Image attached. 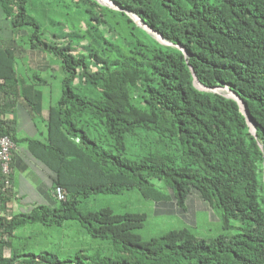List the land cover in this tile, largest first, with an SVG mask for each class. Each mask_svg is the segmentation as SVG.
<instances>
[{
	"label": "trees",
	"instance_id": "trees-1",
	"mask_svg": "<svg viewBox=\"0 0 264 264\" xmlns=\"http://www.w3.org/2000/svg\"><path fill=\"white\" fill-rule=\"evenodd\" d=\"M53 1L0 0L13 43L55 58L63 73L45 133L19 138L5 112L18 95L35 104L14 51L0 48V136L24 143L52 192H65L52 207L10 213L14 195L0 175V264H264V0H109L117 9ZM215 89L233 93L244 113ZM128 193L152 203L154 217L190 228L197 212H210L221 232L202 240L182 228L145 240L146 214L89 207ZM69 222L95 245L65 259L27 252L19 231Z\"/></svg>",
	"mask_w": 264,
	"mask_h": 264
},
{
	"label": "rangeland",
	"instance_id": "rangeland-1",
	"mask_svg": "<svg viewBox=\"0 0 264 264\" xmlns=\"http://www.w3.org/2000/svg\"><path fill=\"white\" fill-rule=\"evenodd\" d=\"M69 1V0H65ZM55 5V0L52 3ZM52 5V6H53ZM99 5V4H98ZM101 6V5H100ZM53 10L54 7H52ZM53 13V12H52ZM52 15V14H51ZM56 19L54 16L53 19ZM19 44L20 40L18 37L15 38ZM20 45V44H19ZM51 64V69L43 74L40 73L42 85L32 79L31 71H27V68L20 69L19 74L24 79L26 84L34 83V87L38 91H42V97L44 105H54L61 96V82L63 79V73L60 68V64L55 58L48 56ZM24 61H27L25 59ZM26 65V62H20ZM17 63V66L20 65ZM28 72H26V71ZM216 92V91H215ZM217 94L221 92L217 91ZM43 120L38 118L36 122L38 133L34 138H39L40 131L45 133ZM43 126V129H42ZM19 138H27L25 134L18 135ZM20 149H26L24 143L18 142ZM96 203L100 206H108L116 212H140L147 215V222L145 228L141 231L143 239L148 240L160 236L161 234L170 230H178L182 228L188 229L193 236L198 239L208 240L218 236L221 232L219 225L214 220L212 221L210 212H197L196 213V226L188 227L183 224L178 218H167V217H154L152 212V203L143 201L137 194L128 193L121 196H100L91 199L89 207H96ZM218 213V212H217ZM219 214V213H218ZM22 232H25L24 234ZM27 241V252L39 255L43 250L59 254L60 258H73L76 249H85L90 245H95V242H91V239L82 232V230L74 223H66L62 229H49L41 225H33L26 228L23 231H19Z\"/></svg>",
	"mask_w": 264,
	"mask_h": 264
},
{
	"label": "crops",
	"instance_id": "crops-1",
	"mask_svg": "<svg viewBox=\"0 0 264 264\" xmlns=\"http://www.w3.org/2000/svg\"><path fill=\"white\" fill-rule=\"evenodd\" d=\"M15 34L11 31L10 22L0 9V48L12 49L16 57V76L22 80L25 89V96L35 106H29L27 102L19 95L16 98L13 111L5 112V120L11 123L16 135L25 134L27 138L33 139L37 135L36 114L43 121L47 119V109L49 106L44 105L42 94L34 88L35 84H26L19 74L20 69L32 73V79L42 85L40 73L43 74L51 69L48 55L36 50H23L13 43ZM27 59V61H24ZM20 62H26V65ZM17 63L20 65L17 66ZM25 70V71H26ZM26 71V72H27ZM27 72V73H28ZM33 87H32V86ZM43 129V126H42ZM12 155L11 179L14 199L8 209L10 213L20 214L30 212L37 206L52 207L54 197L52 194V185L49 173L26 149H20L15 145Z\"/></svg>",
	"mask_w": 264,
	"mask_h": 264
},
{
	"label": "built area",
	"instance_id": "built-area-1",
	"mask_svg": "<svg viewBox=\"0 0 264 264\" xmlns=\"http://www.w3.org/2000/svg\"><path fill=\"white\" fill-rule=\"evenodd\" d=\"M15 148V144L8 137L0 136V175L2 191H11L12 194L11 163ZM52 194L57 201H64L65 199V192L58 187L53 189ZM4 257L6 259L10 258L8 249L4 251Z\"/></svg>",
	"mask_w": 264,
	"mask_h": 264
},
{
	"label": "water",
	"instance_id": "water-1",
	"mask_svg": "<svg viewBox=\"0 0 264 264\" xmlns=\"http://www.w3.org/2000/svg\"><path fill=\"white\" fill-rule=\"evenodd\" d=\"M108 4H109V6H104V7H108V8H111V9H117L115 6H114V4L113 3H111L109 0H105ZM110 6H112V7H110ZM135 18L136 17H133L132 16V19L134 20V22L140 27V28H142L143 30H145L151 37H153V39H155L156 40V38H155V36H157L161 41H163L165 44H163L162 42H159V41H157L159 44H161V45H164V46H169V47H175V48H177V49H180L181 51H183L180 47H178V46H173V45H171L170 43H168V42H166V41H164L163 39H162V37H160L159 35H157V34H155V33H153L152 31H150L138 18H136L137 20H138V22H136V20H135ZM183 53H184V51H183ZM184 55L186 56V54L184 53ZM194 87L197 89V90H199V91H208V90H205L204 88H202L197 82H196V80H195V83H194ZM231 93V92H230ZM232 95H233V97H226V98H230V99H233V100H235V101H237L241 106H242V104H241V102L237 99V97L233 94V93H231ZM244 110V107L242 106V111ZM243 113H244V111H243ZM246 115V114H245ZM247 116V115H246ZM251 132L253 133V135H254V130L252 129L251 130Z\"/></svg>",
	"mask_w": 264,
	"mask_h": 264
},
{
	"label": "bare ground",
	"instance_id": "bare-ground-1",
	"mask_svg": "<svg viewBox=\"0 0 264 264\" xmlns=\"http://www.w3.org/2000/svg\"><path fill=\"white\" fill-rule=\"evenodd\" d=\"M95 2H97L98 4H101L103 6H109V4L105 1V0H94ZM112 7V6H110ZM134 17V16H133ZM136 22H138V20L135 18ZM135 23V22H134ZM156 40L159 42H162L163 44H165L163 41H161L157 36H155ZM216 90V89H215ZM219 91L221 92L224 96L226 97H233V95L226 89H220V90H216V92ZM214 93V92H213Z\"/></svg>",
	"mask_w": 264,
	"mask_h": 264
}]
</instances>
